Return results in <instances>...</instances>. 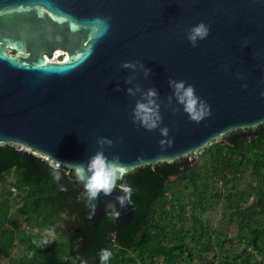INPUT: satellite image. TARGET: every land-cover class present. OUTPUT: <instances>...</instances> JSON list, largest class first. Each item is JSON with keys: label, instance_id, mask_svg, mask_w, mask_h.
<instances>
[{"label": "water", "instance_id": "1", "mask_svg": "<svg viewBox=\"0 0 264 264\" xmlns=\"http://www.w3.org/2000/svg\"><path fill=\"white\" fill-rule=\"evenodd\" d=\"M261 124L264 0H0V146L72 171L94 226L132 219L123 175Z\"/></svg>", "mask_w": 264, "mask_h": 264}, {"label": "trees", "instance_id": "2", "mask_svg": "<svg viewBox=\"0 0 264 264\" xmlns=\"http://www.w3.org/2000/svg\"><path fill=\"white\" fill-rule=\"evenodd\" d=\"M226 138L203 150L193 164L178 159L123 175L117 187L125 188L134 206L123 226H116L111 211L93 225L88 191L72 171L53 168L16 145L0 146V183L12 171L16 177L11 185L16 192L6 188L0 196V260L264 264V124L234 130ZM217 205L221 219L212 227L205 215ZM35 226L64 240L45 244L31 232ZM14 249L21 254L12 257Z\"/></svg>", "mask_w": 264, "mask_h": 264}, {"label": "rangeland", "instance_id": "3", "mask_svg": "<svg viewBox=\"0 0 264 264\" xmlns=\"http://www.w3.org/2000/svg\"><path fill=\"white\" fill-rule=\"evenodd\" d=\"M59 50H55V51H59ZM175 178L176 177H171L170 180H174ZM5 180L6 181L3 184L0 183V196H1L2 192H3V190H5L6 188H11V185L16 180V177H15L13 171L9 175L5 176ZM12 196H14V195H12ZM16 206H18V205H14L13 206V212H15L14 208ZM220 212H221V208H220L219 205H217L216 207H214L212 209V211L208 212L205 215V219L209 222L208 224L210 226H212V227L219 226V222H220V219H221ZM18 222H20V225L23 227V225H24L23 224V216L18 218ZM31 232L33 234H36L37 237L41 238L42 241L45 244H51V242L54 241V240H57V241H63L64 240V238H60L59 233L54 232V231L53 232L52 231H48V230L42 229V228L37 227V226H35L34 229ZM233 233H234V229L232 231V234ZM227 247H228V245H227ZM235 247L236 248L238 247L240 250L242 248L241 246H235ZM233 251H234V248H233ZM20 254H21L20 250L14 249L13 252H12V257H17ZM0 264H7V260L6 259H1L0 260Z\"/></svg>", "mask_w": 264, "mask_h": 264}, {"label": "flooded vegetation", "instance_id": "4", "mask_svg": "<svg viewBox=\"0 0 264 264\" xmlns=\"http://www.w3.org/2000/svg\"><path fill=\"white\" fill-rule=\"evenodd\" d=\"M58 50H59V49H58ZM55 52H56V51L53 52V55H54ZM53 55H52V58H53ZM66 56H67V53L61 50V55H60V57H59L56 61L64 60V58H66ZM54 61H55V60H54Z\"/></svg>", "mask_w": 264, "mask_h": 264}, {"label": "built area", "instance_id": "5", "mask_svg": "<svg viewBox=\"0 0 264 264\" xmlns=\"http://www.w3.org/2000/svg\"><path fill=\"white\" fill-rule=\"evenodd\" d=\"M61 55V54H60ZM60 55H58L57 57H54V55H53V58H51L50 60H52V61H56L59 57H60ZM65 59V58H64ZM10 191L12 192V194H14L15 192H16V189L14 188V187H11L10 188Z\"/></svg>", "mask_w": 264, "mask_h": 264}, {"label": "bare ground", "instance_id": "6", "mask_svg": "<svg viewBox=\"0 0 264 264\" xmlns=\"http://www.w3.org/2000/svg\"><path fill=\"white\" fill-rule=\"evenodd\" d=\"M61 54V51L59 50V51H56L55 53H54V57H57L58 55H60ZM48 61H50V59H48Z\"/></svg>", "mask_w": 264, "mask_h": 264}]
</instances>
